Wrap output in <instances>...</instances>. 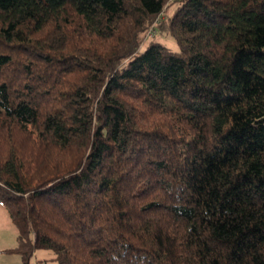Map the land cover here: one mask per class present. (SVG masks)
Listing matches in <instances>:
<instances>
[{"label":"trees","instance_id":"trees-1","mask_svg":"<svg viewBox=\"0 0 264 264\" xmlns=\"http://www.w3.org/2000/svg\"><path fill=\"white\" fill-rule=\"evenodd\" d=\"M169 1L0 0L22 264H264V0Z\"/></svg>","mask_w":264,"mask_h":264},{"label":"rangeland","instance_id":"rangeland-1","mask_svg":"<svg viewBox=\"0 0 264 264\" xmlns=\"http://www.w3.org/2000/svg\"><path fill=\"white\" fill-rule=\"evenodd\" d=\"M179 5L177 0H170L168 6H165L163 17L165 13L171 14ZM156 38L163 42L166 46L173 50H178L176 40L170 34H157ZM144 40L142 48L146 45ZM16 246V228L11 222L5 207L0 203V264H22L18 254L7 252L6 250ZM53 253L47 249H36L32 256L34 264H54L52 260Z\"/></svg>","mask_w":264,"mask_h":264},{"label":"built area","instance_id":"built-area-1","mask_svg":"<svg viewBox=\"0 0 264 264\" xmlns=\"http://www.w3.org/2000/svg\"><path fill=\"white\" fill-rule=\"evenodd\" d=\"M152 27H153V25L150 26V27H148V29H147V31H146V34H147V35L152 36V35L154 34V29H153Z\"/></svg>","mask_w":264,"mask_h":264}]
</instances>
